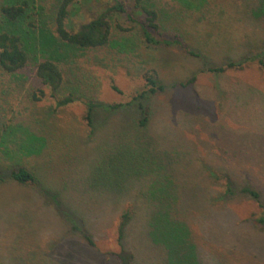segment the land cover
<instances>
[{
	"label": "rangeland",
	"instance_id": "374dc122",
	"mask_svg": "<svg viewBox=\"0 0 264 264\" xmlns=\"http://www.w3.org/2000/svg\"><path fill=\"white\" fill-rule=\"evenodd\" d=\"M149 1L159 10L163 33L171 38L179 32L207 60L177 44H147L137 22L112 11L108 45L70 51L57 61L64 77L59 95L76 98L68 106L54 110L32 61L13 74L0 69V127L8 134V151L0 152V264H119L108 253L119 249V213L150 208L149 193L129 178L149 143V149L153 144L169 154L161 155L171 177L167 207L173 222L181 220V235L197 247V256L177 259L264 264V222L255 220L264 215V72L255 65L221 75L201 72L206 62L220 65L248 45H263L264 13L253 0ZM60 2L29 0L37 28L56 35ZM127 4L143 21L144 14L130 0ZM108 5L110 0H73L66 28L77 30ZM148 75L167 88L143 102L150 105L144 138L125 123L130 112L124 107L98 115V126L86 124L85 101L130 103L148 89ZM192 75L191 85L172 86ZM11 164L31 170L36 185L8 180ZM225 171L236 184L260 190L261 206L241 195L224 198ZM154 195L160 202V191ZM145 224L136 220V244L131 236L125 242L138 250L132 264H177L146 239Z\"/></svg>",
	"mask_w": 264,
	"mask_h": 264
},
{
	"label": "trees",
	"instance_id": "16d2710c",
	"mask_svg": "<svg viewBox=\"0 0 264 264\" xmlns=\"http://www.w3.org/2000/svg\"><path fill=\"white\" fill-rule=\"evenodd\" d=\"M72 1L61 0L57 6L54 16L56 35H54L48 30L37 28L30 19L31 6L29 0H0V69L6 73L13 74L32 61L36 76L40 79L41 84L49 90V96L55 101L54 110L68 106L76 100L70 93L59 95L64 83V77L57 61L63 54H67L70 51L99 48L108 45L111 37V25L107 19L109 12L122 13L127 20L137 22L142 39L149 45L170 46L177 44L183 46L185 51L191 56L204 57L203 52L198 48L191 47L179 32H173L171 38L169 37L170 34L163 33L166 29L165 24L161 22L159 10L152 1L130 0L133 7L144 14L143 21H139L133 16L127 0H110L111 5H108L103 12L80 24L77 30L71 31L66 28L65 20L69 13L68 6ZM254 1L257 4L256 11L260 15L263 14L264 0H253L252 2ZM262 44L256 45L255 49L252 45H248L237 58L229 57L220 65H210L211 63L206 62L201 72L221 75L229 70L242 71L254 65L264 72V42ZM204 58L207 60V57ZM145 80L149 86L148 89L139 93L130 103L108 104L94 102L90 99L85 101L86 111L83 118L86 124L91 128L94 125L98 126L97 123L100 122L96 121L98 115L113 114V112L124 107L130 112V117L125 123L133 126L137 132L141 131L142 138H144L143 133L150 121L148 113V106L150 105L144 107L143 102H147L148 95L164 91L167 88L163 82L151 75L146 76ZM195 80L196 76L192 75L187 80L172 86L185 88ZM35 99L38 98L35 97ZM7 135L2 132L0 127V152L5 150L6 153L8 151L5 145ZM29 135L31 136L32 134L29 133L28 137ZM31 138H35L34 135ZM139 138L141 137L139 136L137 140H142ZM147 146H150V143ZM147 146H144L142 153V165L137 163V169L132 168L129 178L137 182L139 188L143 187L149 193L150 208H146L144 211L127 208L119 213V221L115 233L119 249L118 251L108 252L109 255L115 256L119 264H132V261H135L138 250L135 249L136 247L128 249L125 246V242L127 239L129 241L128 237L131 236L132 241L134 240V244H136L137 230L133 226L136 220H140L142 223L143 220L145 221L146 224L143 225L144 236L154 246L159 245L161 250L168 254L171 260L172 258L184 259V257L197 256L195 244L188 240L186 235H181L180 233V230L182 231L181 226H183L181 225V220L177 219L173 222L167 207L169 193L165 190L171 184V177L168 174L169 169L162 162L163 158L161 155L166 158L169 154L157 152L153 144L151 149ZM28 152H30L29 149ZM14 165L11 164L8 180L21 185H36V177L31 170L22 165ZM165 171L167 174H165ZM221 187H223L222 196L228 200H231L236 195H241L245 196L247 200L260 205V190L248 183L236 184L229 172L224 175V183ZM158 191L162 194L160 195V202H156L154 199V193L157 192L158 194ZM262 212L264 213V211ZM255 220L263 223L264 215H259ZM82 237L89 245H95L89 233H82ZM178 259L177 264H182V261Z\"/></svg>",
	"mask_w": 264,
	"mask_h": 264
}]
</instances>
